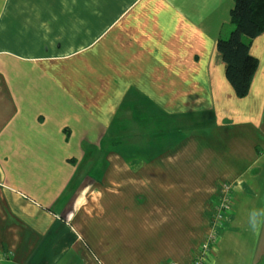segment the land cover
<instances>
[{"label":"crops","instance_id":"crops-1","mask_svg":"<svg viewBox=\"0 0 264 264\" xmlns=\"http://www.w3.org/2000/svg\"><path fill=\"white\" fill-rule=\"evenodd\" d=\"M233 3L0 0V264H192L222 182L204 264H264V32L237 97L215 48ZM135 105L193 114L190 135L103 168Z\"/></svg>","mask_w":264,"mask_h":264},{"label":"rangeland","instance_id":"rangeland-1","mask_svg":"<svg viewBox=\"0 0 264 264\" xmlns=\"http://www.w3.org/2000/svg\"><path fill=\"white\" fill-rule=\"evenodd\" d=\"M232 28L233 24L228 22L225 25L226 30L222 32V37H226ZM131 110L133 116L126 124V131L123 133V138L127 142L121 143L119 138L114 143L103 142L95 146L97 154L101 156L98 163L103 168H108L110 165L107 160L110 154L117 153L121 155V160L124 162L127 158L128 162L135 164L139 160L152 158L156 153H164L167 149L165 143L170 145L174 138L187 140L186 136L190 135L189 126L191 121H194L193 114L163 113L157 108V105L150 106L149 110H145L144 113L137 105ZM181 124L185 125L178 127ZM119 126L122 125L119 124ZM161 129H164L163 134L160 132ZM173 145L171 144V146Z\"/></svg>","mask_w":264,"mask_h":264},{"label":"trees","instance_id":"trees-1","mask_svg":"<svg viewBox=\"0 0 264 264\" xmlns=\"http://www.w3.org/2000/svg\"><path fill=\"white\" fill-rule=\"evenodd\" d=\"M233 28L218 37L215 48L225 67V77L237 97L249 91L258 60L249 52L252 40L264 32V0H234L229 12Z\"/></svg>","mask_w":264,"mask_h":264},{"label":"built area","instance_id":"built-area-1","mask_svg":"<svg viewBox=\"0 0 264 264\" xmlns=\"http://www.w3.org/2000/svg\"><path fill=\"white\" fill-rule=\"evenodd\" d=\"M231 188V183H221V191L213 208L209 229L193 257L192 264H204L205 258L213 247L216 246L218 240L217 230L222 226L224 219L227 218L232 211ZM168 264L178 263L171 261Z\"/></svg>","mask_w":264,"mask_h":264}]
</instances>
